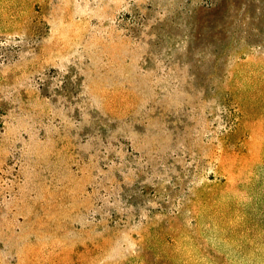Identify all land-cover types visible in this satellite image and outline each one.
Returning <instances> with one entry per match:
<instances>
[{
  "label": "rangeland",
  "instance_id": "374dc122",
  "mask_svg": "<svg viewBox=\"0 0 264 264\" xmlns=\"http://www.w3.org/2000/svg\"><path fill=\"white\" fill-rule=\"evenodd\" d=\"M0 264H264V0H0Z\"/></svg>",
  "mask_w": 264,
  "mask_h": 264
}]
</instances>
